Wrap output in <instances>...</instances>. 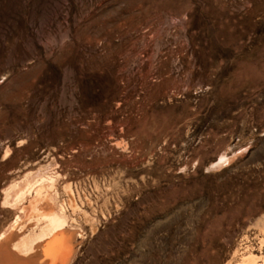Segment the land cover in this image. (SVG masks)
<instances>
[{"label":"rangeland","instance_id":"1","mask_svg":"<svg viewBox=\"0 0 264 264\" xmlns=\"http://www.w3.org/2000/svg\"><path fill=\"white\" fill-rule=\"evenodd\" d=\"M37 192L68 264H264V0H0V237Z\"/></svg>","mask_w":264,"mask_h":264},{"label":"bare ground","instance_id":"2","mask_svg":"<svg viewBox=\"0 0 264 264\" xmlns=\"http://www.w3.org/2000/svg\"><path fill=\"white\" fill-rule=\"evenodd\" d=\"M24 209L26 218L45 219L50 222L51 229L30 245L24 243V239L19 240L15 228L7 236L1 235L0 264H68L72 253L71 237L60 227L62 221L55 214L53 203L37 192ZM256 258L248 254L236 264H252Z\"/></svg>","mask_w":264,"mask_h":264}]
</instances>
